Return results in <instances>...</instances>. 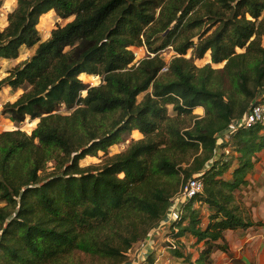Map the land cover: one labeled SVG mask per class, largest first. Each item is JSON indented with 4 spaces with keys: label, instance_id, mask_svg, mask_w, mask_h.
Here are the masks:
<instances>
[{
    "label": "trees",
    "instance_id": "obj_1",
    "mask_svg": "<svg viewBox=\"0 0 264 264\" xmlns=\"http://www.w3.org/2000/svg\"><path fill=\"white\" fill-rule=\"evenodd\" d=\"M50 10L73 19L42 40L37 26ZM263 40L264 0H17L0 28V61L18 58L22 46L36 50L0 79V92L24 88L2 114L39 120L30 134L0 133V264H66L78 252L121 264L198 174L203 192L160 237L169 235L172 253L189 264L228 251L225 232L254 224L235 192L255 169L264 133L238 130L231 156L218 153V139L264 90ZM134 46L146 47V57L136 62ZM168 47L169 62L161 56ZM208 51L222 68L196 65ZM98 75L96 86L80 79ZM134 130L142 137L110 155ZM100 151L101 162L81 165ZM190 236L203 243L196 262L183 250Z\"/></svg>",
    "mask_w": 264,
    "mask_h": 264
},
{
    "label": "rangeland",
    "instance_id": "obj_2",
    "mask_svg": "<svg viewBox=\"0 0 264 264\" xmlns=\"http://www.w3.org/2000/svg\"><path fill=\"white\" fill-rule=\"evenodd\" d=\"M17 6V0H2L1 4H0V28L3 29L1 27L2 22L5 21V19L8 17V14L13 11ZM51 11V10H50ZM50 11H48L47 13H44L45 15L40 17V21L38 24V30L40 31V35L42 37V40H46L50 37L51 35V31L56 28L59 24L60 25H65L68 21L72 20L73 17H71L70 19L67 20H62L60 19L58 16H56L54 13H50L48 14ZM6 14V15H5ZM45 18V19H44ZM44 19V21H43ZM197 40V38H195V41ZM263 44H264V40H263ZM35 48H30L27 46H22L20 48V55L18 58H12V59H7L6 62H2V65H0V76L2 78L6 77L8 75V71H10L12 68H14L17 64H19L20 62L30 58L34 53H35ZM134 53H135V61H140L141 59H143L144 57H146V55L148 54V51L146 49V47H132L131 48ZM238 51H241L240 49ZM175 52L171 47L165 48L164 50L161 51V56L166 60V61H170L173 56H174ZM191 56V50L188 52L187 57ZM4 59V58H3ZM2 60V59H1ZM1 63V61H0ZM196 65L198 66H204L205 64L208 63H212L211 61V52L208 51L203 58L199 59L196 58L195 60ZM224 65V63H220V64H215L212 63V66L214 68H222ZM1 79V78H0ZM81 80H83L86 83H89L92 86H96L101 84L102 82V77L98 75V77L94 76H82V78L80 77ZM24 92V88H8L5 87L4 89H2V92H0L1 95V100L3 102H8V101H15L17 100L20 95ZM86 93H83V95H85ZM142 98V95L139 96V100ZM204 109V107H203ZM60 112L66 114L69 112V110H67L65 107H62L60 109ZM170 113L173 115L175 114V112L172 110V107H170ZM195 113V110H194ZM197 114V113H195ZM204 114H205V109H204ZM199 115V114H197ZM1 110H0V133L2 131L5 130H13L12 126L15 125L17 127V129L19 128L20 130H23L25 132H27L28 134L32 133V131L36 128L37 124H38V120L36 119H29V117L21 123H16L11 121L10 119L2 118L1 117ZM203 116V115H202ZM35 121V123L33 125H31L33 123V121ZM142 137L141 132L138 130H134L132 131L130 134H126L124 136V138L119 141L118 143L112 145L111 147H109L108 151L110 155H113L115 153H119L121 151H123L127 145L130 143V141L132 139H139ZM220 138V137H219ZM227 140V136L225 137H221L220 141L218 142V145L222 149H224L225 151H227V153L229 151H232L230 154H234L236 152H234L232 150V145L226 144L224 143ZM105 157L104 152L100 151L97 155L92 156V155H88L86 158H84L81 161V165L82 166H86V165H90V164H97L99 162L102 161V159ZM55 168V164L53 162H49L48 163V167H47V173L53 171V169ZM200 206V207H198ZM202 204L201 205H197L196 209L197 210H203L202 208ZM151 236V235H150ZM155 234L153 235L152 240L155 238ZM162 236V235H160ZM160 236H156L157 239V246L155 247L154 253L156 254V256L154 255V264H175V262H179V264H184L186 262L180 261L179 259H175L174 257H171V253L173 252L172 249H169L167 247L166 242H164V240L166 241V236L165 237H160ZM141 241L139 243H136L134 245V247L132 249H130L127 253V259L125 262L121 263V264H149V257H150V250L151 248H153V241ZM165 246V247H163ZM187 248L184 247L183 250L185 251V256L190 260H192L195 256H197L198 254V249L200 247L194 246L192 244V241L189 242L187 244ZM166 248V251H171L170 254H167L168 252H166L167 256H163L161 258L162 253H160L159 250H161V248ZM162 252V251H161ZM168 255H169V262L166 263V259H168ZM230 255V254H228ZM227 255V257H229ZM141 259L143 260V262L141 263ZM66 264H113V262L111 260H102L99 259L98 257H93L89 254H85L83 252H78L75 255H73L72 257H70V259L66 262Z\"/></svg>",
    "mask_w": 264,
    "mask_h": 264
},
{
    "label": "crops",
    "instance_id": "obj_3",
    "mask_svg": "<svg viewBox=\"0 0 264 264\" xmlns=\"http://www.w3.org/2000/svg\"><path fill=\"white\" fill-rule=\"evenodd\" d=\"M50 13H54L56 15L54 10H51L48 14ZM44 15L45 14H43V16ZM6 25H7V18L5 19L4 22H2L1 27L3 28ZM6 61L7 59H2L0 65H2V62H6ZM0 78L2 79L1 76ZM8 88H11V86H8ZM5 103L6 102H3L1 100V95H0V110L2 115L1 117L7 119V116H4L2 114L3 105ZM194 110L195 113L199 114L200 116L204 115V109L202 106H197L195 107ZM219 146L221 145H218V149H217L218 153L224 151L223 149L221 150ZM233 155H237V153H234ZM256 157L257 158L255 163V169L252 173L248 175L247 184L241 187V189L236 190L235 192L236 197H238L250 210V215L254 224L246 228L240 227L235 230H231V229L227 230L225 232V242L221 241V243H226L228 245V251L216 250L212 254V259H213L212 264H264V148H262L257 152ZM235 166H236V162L235 164H233L232 167ZM232 171L233 169L230 168L224 174L225 177L230 178L232 175ZM202 208H203V210H201V216L203 218L202 225L205 227V225L208 224V213L204 206ZM185 240H190V242L192 241V243L195 242V239L192 236L188 237V239L187 237H183V241ZM202 245L203 243L196 245L197 247L200 248L198 249L197 256H195L191 260L192 262H196L197 258L199 257V253L202 249ZM163 247L161 248V250H159L160 253H162L161 258L163 256H167L166 252H168L167 254H170L171 252L170 250L166 251V248ZM185 247L187 248L188 246L186 245ZM153 250L155 249L151 248L150 254L152 253ZM227 255L229 257H227ZM171 257L186 262L184 264H189L187 260L184 261L183 260L184 258H178L173 253H171ZM169 258H170L169 255H168V259L164 257V259H166V263L169 262ZM175 264H179V262L178 263L175 262Z\"/></svg>",
    "mask_w": 264,
    "mask_h": 264
},
{
    "label": "built area",
    "instance_id": "obj_4",
    "mask_svg": "<svg viewBox=\"0 0 264 264\" xmlns=\"http://www.w3.org/2000/svg\"><path fill=\"white\" fill-rule=\"evenodd\" d=\"M260 126V131L264 133V90L261 91L254 100L252 101L249 110L240 120L235 121L231 124L230 129L220 136L218 142L221 137L227 136V140L224 142L229 144L231 142L232 136L240 129L248 128L252 126ZM12 129H17L15 125L12 126ZM19 129V128H18ZM204 183L200 178V174L194 175L192 178H189L182 186L180 192L173 198V203L170 209L167 212L166 218L161 225H159L156 230H154L151 236L147 241H151L153 235L156 236L162 235V231L164 228L170 227L172 223L181 219L183 215V206L190 199L194 198L197 195H200L203 192ZM155 236V238H156ZM155 238L152 240L153 245L155 243ZM166 241H168L167 247L169 249H175L176 244L171 239L169 235L166 236ZM143 260L141 259V263Z\"/></svg>",
    "mask_w": 264,
    "mask_h": 264
},
{
    "label": "bare ground",
    "instance_id": "obj_5",
    "mask_svg": "<svg viewBox=\"0 0 264 264\" xmlns=\"http://www.w3.org/2000/svg\"><path fill=\"white\" fill-rule=\"evenodd\" d=\"M6 15V14H5ZM45 19V18H44ZM44 19H43V21H44Z\"/></svg>",
    "mask_w": 264,
    "mask_h": 264
},
{
    "label": "clouds",
    "instance_id": "obj_6",
    "mask_svg": "<svg viewBox=\"0 0 264 264\" xmlns=\"http://www.w3.org/2000/svg\"><path fill=\"white\" fill-rule=\"evenodd\" d=\"M30 119V118H29Z\"/></svg>",
    "mask_w": 264,
    "mask_h": 264
}]
</instances>
